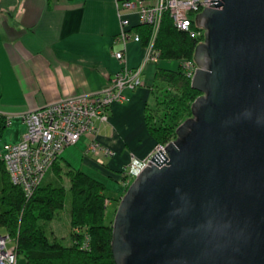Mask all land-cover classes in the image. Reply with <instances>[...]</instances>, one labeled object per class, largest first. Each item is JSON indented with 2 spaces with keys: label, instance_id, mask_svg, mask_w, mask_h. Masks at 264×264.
Wrapping results in <instances>:
<instances>
[{
  "label": "water",
  "instance_id": "95a60500",
  "mask_svg": "<svg viewBox=\"0 0 264 264\" xmlns=\"http://www.w3.org/2000/svg\"><path fill=\"white\" fill-rule=\"evenodd\" d=\"M210 1L200 95L119 199L115 264H264V0Z\"/></svg>",
  "mask_w": 264,
  "mask_h": 264
},
{
  "label": "crops",
  "instance_id": "0c3cea01",
  "mask_svg": "<svg viewBox=\"0 0 264 264\" xmlns=\"http://www.w3.org/2000/svg\"><path fill=\"white\" fill-rule=\"evenodd\" d=\"M127 16L133 31L137 16ZM118 32L119 19L112 0H0V117L5 126L18 123L22 128L20 140L24 132L20 113L69 95L102 89L119 68L113 57L122 47L115 40ZM143 55L140 42L126 43L124 56L129 67L139 65ZM155 67L164 68L162 61L145 63L141 85L124 92L127 101L109 106L107 121L99 123L92 137L114 151V156L100 165L95 161L97 156L83 152L90 137L83 135L76 143L82 146L81 171L88 167L118 182L113 185L100 179L106 190L113 192L114 197L106 202L107 206L114 204L113 212L130 183L127 172L131 165L150 157L156 145L144 120L145 108L151 100L155 104ZM66 149L59 158L70 157ZM0 235H6L5 230ZM17 259L16 264H25L22 256Z\"/></svg>",
  "mask_w": 264,
  "mask_h": 264
},
{
  "label": "trees",
  "instance_id": "16d2710c",
  "mask_svg": "<svg viewBox=\"0 0 264 264\" xmlns=\"http://www.w3.org/2000/svg\"><path fill=\"white\" fill-rule=\"evenodd\" d=\"M132 28L141 45L146 46L151 35L150 26L136 24ZM192 29H197L195 24ZM200 41L201 38L174 28L167 13L163 14L153 48L158 51L159 60H177L178 65L175 70L161 67L154 70L155 107L145 108L144 120L156 145H164L176 136L177 126L191 116L190 106L200 95L191 88L190 78L180 67L181 59L194 61L195 48ZM156 82L164 88L154 93ZM156 118L157 123H154ZM5 128L0 117V137ZM57 162L52 166L55 172L59 169ZM65 175L69 183L67 190L49 183L40 184L27 198L20 187L10 182L0 159V228L14 241L15 253L25 259V264H115L110 247L112 219L106 221L105 217L106 186L77 168L68 166ZM62 209L69 215V246L49 241L38 224L39 220H52ZM84 236L88 238L87 249L80 247Z\"/></svg>",
  "mask_w": 264,
  "mask_h": 264
},
{
  "label": "built area",
  "instance_id": "2783aa9c",
  "mask_svg": "<svg viewBox=\"0 0 264 264\" xmlns=\"http://www.w3.org/2000/svg\"><path fill=\"white\" fill-rule=\"evenodd\" d=\"M198 1V2H193ZM119 19V32L115 38L122 47L113 52L119 68L107 84L93 93H79L63 97L43 107L20 113L18 118L24 126V132L16 143H4L0 159L4 163L9 180L30 197L35 188L41 184L47 171L58 160L62 151L75 145L83 135L91 140L84 148V154L97 156L95 161L102 165L104 159L114 156V151L100 146L92 138L99 129V123L107 121V111L113 103L127 101L124 92L141 85V74L147 62L158 59V51L153 48V41L164 13L171 19L174 28L189 33L192 37L204 39V29L197 26L195 17L204 7L212 4L210 0H112ZM137 16V24L149 25L151 35L144 46L141 63L135 67L127 65L124 47L130 40L140 42L136 32L130 30L128 14ZM195 24L197 29H192ZM180 67L189 78L192 77L196 64L192 60L181 59ZM10 123V117L6 118ZM165 145V144H164ZM164 145H155L150 157L141 163L134 162L127 175L135 177L148 163L150 158ZM140 169H136L137 167ZM78 232V230H74ZM10 238L0 235V264H16L15 243L6 248ZM12 241V240H11ZM81 248H88V238L83 237Z\"/></svg>",
  "mask_w": 264,
  "mask_h": 264
},
{
  "label": "rangeland",
  "instance_id": "374dc122",
  "mask_svg": "<svg viewBox=\"0 0 264 264\" xmlns=\"http://www.w3.org/2000/svg\"><path fill=\"white\" fill-rule=\"evenodd\" d=\"M161 61H162V67H164V68L173 69V70H175L177 68V65H178L177 60L171 59V60H161ZM158 88H164V87L161 86V84L159 82H156L154 85V93L159 92V90H157ZM154 105L155 104L153 103V100H151L148 109L152 110L155 107ZM189 117H191V116H189ZM189 117H187V118H189ZM157 120H158V118H156L153 122L157 123ZM21 131H22V128L18 123H12V125L6 127L5 131L2 133V135L0 137V151H1L2 145L4 143H14V142L18 141L19 137L21 135ZM175 137L172 140H174ZM172 140H170V141H172ZM170 141H168V142H170ZM81 149H82V146L76 145V144L72 145V146H68L66 151L68 150V153L70 152V157H64L65 155H63L61 158H58V160H57L58 161L57 165L59 166L58 171L55 172L52 168H50L47 171V173L45 174V176L41 182V185H45V184L49 183V184L56 185V186H62L67 190L69 187V183H68V179L65 175L66 169L68 166L71 168L81 169V165L83 166V164L81 162V157L83 155ZM83 170H84L83 171L84 173L89 172V174H91L93 176V178H95L98 181H100V179H101V180H105L106 182H108L110 184L118 185L117 181H115L114 179H111V178L102 177L101 173H99L96 170H93V169L88 168V167L83 168ZM86 174H88V173H86ZM133 179H134V177H131L129 182L131 183L133 181ZM129 184L127 185V187L129 186ZM105 194L110 199H112L114 197L113 192L111 190L110 191L106 190ZM106 202H105V204H106ZM113 208H114V204L108 205L106 207V216H105L106 221L113 219V216H114ZM38 224L44 230L45 235L48 237L49 241H57L63 246H69L71 244V239L69 237V229H70L69 215H68L66 209H62V210L58 211V213L56 214V216L52 220H49V221L39 220ZM3 231H4V229L0 228V232H3ZM11 240L12 239L7 241L6 248H11L10 245H12V242H13V240L12 241ZM18 259H19V257H18ZM18 259L16 258V261Z\"/></svg>",
  "mask_w": 264,
  "mask_h": 264
}]
</instances>
